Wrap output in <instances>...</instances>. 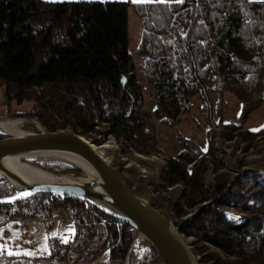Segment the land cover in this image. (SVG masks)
Returning a JSON list of instances; mask_svg holds the SVG:
<instances>
[{"label": "trees", "instance_id": "obj_1", "mask_svg": "<svg viewBox=\"0 0 264 264\" xmlns=\"http://www.w3.org/2000/svg\"><path fill=\"white\" fill-rule=\"evenodd\" d=\"M130 10L145 26L136 49L145 60L142 77L129 50ZM145 82L154 85L153 100L144 99ZM228 96L240 103L236 122L243 131L237 134L263 156L264 123L256 130L244 125L264 106V0H0V103L32 104L6 117L32 118L50 131L70 129L86 139L112 134L145 154L159 151L157 126L172 127L178 151L168 156L161 184H182L184 197L172 203L167 218L196 239L192 250L204 263L264 264V157L239 160L236 176L219 172L217 162L215 181L205 186L213 139L201 147L180 127L197 97L206 124L223 125V138L232 140L237 127L224 120ZM35 162L84 177L68 165ZM14 196L0 177V214L10 220L45 222L54 209L69 212L72 239H55L50 259H95L105 250L119 264L161 263L147 242L133 244L137 234L129 225L90 203L51 193L8 202ZM231 215H245L243 225H231ZM8 259L0 255V264ZM7 264L32 263L22 256Z\"/></svg>", "mask_w": 264, "mask_h": 264}, {"label": "rangeland", "instance_id": "obj_2", "mask_svg": "<svg viewBox=\"0 0 264 264\" xmlns=\"http://www.w3.org/2000/svg\"><path fill=\"white\" fill-rule=\"evenodd\" d=\"M64 1V0H62ZM75 1V0H69ZM80 1V0H79ZM148 2H154L157 0H147ZM135 61V57L133 56ZM146 84H149L146 82ZM151 85V89L154 90V85ZM214 95H212L213 98ZM230 97V98H229ZM228 103L224 108V120L225 121H233L235 126L237 127L236 133L233 136L232 140L227 141L223 138L222 134L226 128L223 125H219L214 123V125H207L201 116V108H200V100L198 98L192 99V108L191 112L186 115L182 123L180 124L183 132L195 139L201 147H205L207 142L212 141V156L209 154L206 155L207 160V170L204 173V185L210 186L215 181V176L218 173L216 171V164L220 165L219 172L232 173L234 176L238 175L241 171L238 161H248L252 159H257L260 157H264V142L260 143V149H262L263 156L256 153L253 145L250 144L248 140L243 138L240 133L237 134L238 131H243L241 129L242 126H239L238 122H236L237 114L240 110V103L234 99L232 96H228ZM31 103L24 101L22 104L18 105L15 102L9 104L0 103V118L2 120L8 119H21L22 124L20 126V130L24 131H37L39 125L35 123L37 120L30 121L27 117H6L8 114V110H16V111H27L31 108ZM6 117V118H5ZM0 119V121H2ZM39 122V121H38ZM214 122V121H213ZM211 122V123H213ZM264 123V106L258 108L251 116L248 118V121L245 123V127L256 130ZM40 124H42L40 122ZM262 124V125H261ZM26 125H31L35 130L26 129ZM43 125V124H42ZM44 128H46L43 125ZM47 129V128H46ZM48 130V129H47ZM63 131H71L70 129H62ZM56 130V131H62ZM50 131V130H49ZM157 138L159 141V151L153 154H145L136 152L132 149L129 144L123 139H117L114 135L110 134L106 137H102L100 134L96 136H91L87 140L93 145H102L105 141L112 139L116 142L117 152L115 155V159L117 161L116 166L118 168V173L123 176V172L126 169L127 161L123 158L133 159L135 155H142L146 158H150L152 156L161 158L165 161L164 169L166 168L167 158L170 154H175L178 151L176 137L174 133V129L167 125L159 124L157 126ZM207 141V142H206ZM26 163L37 166L39 168L38 163L35 161H40L41 158H27ZM46 160V159H45ZM258 160V159H257ZM48 161V160H47ZM54 162V161H49ZM61 164V163H60ZM144 165H147L144 163ZM147 167V166H146ZM253 168L254 165H244L243 170ZM44 169V168H42ZM163 169V170H164ZM46 171L51 172L50 170L45 169ZM78 170V169H77ZM162 170V171H163ZM81 172V171H80ZM53 173V172H52ZM82 173V172H81ZM56 174V173H54ZM83 174V173H82ZM231 174V175H232ZM84 175V174H83ZM75 178H84L82 176H72ZM161 174L158 177L156 175L150 181L136 184V180L128 181V185L135 192L136 195L144 197L147 199L154 207L158 209L160 213H162L165 217L171 214V205L176 201H182L184 197V189L182 184H175L168 188H162L161 184ZM124 178V177H123ZM86 203V202H85ZM194 212H190L187 216L182 217V220L187 219ZM244 217V216H243ZM74 232V226L72 218L68 211L63 209H54L51 217L45 222L40 218H30L25 221H14L8 219L4 214H0V255L3 257H9L18 259L20 257H25L32 264H119V262L114 261L109 258L107 251H101L99 248L98 257L95 259H89L87 257L81 258V254L73 255L74 258L70 263H67L65 260H58L56 257L50 259L48 255L50 254V244L55 239H60L63 243L71 241ZM183 235V234H182ZM184 236V235H183ZM137 238V237H136ZM186 239L187 237L184 236ZM190 242H192L191 249L194 247L196 243V239L193 237H189ZM141 242V241H140ZM209 250L212 252H216V249L213 247H209ZM193 252V250H192ZM194 254V252H193ZM206 254V253H204ZM198 259V264H210L211 262L204 263L203 255L196 256ZM8 259V260H9ZM8 260L4 263L7 264Z\"/></svg>", "mask_w": 264, "mask_h": 264}, {"label": "water", "instance_id": "obj_3", "mask_svg": "<svg viewBox=\"0 0 264 264\" xmlns=\"http://www.w3.org/2000/svg\"><path fill=\"white\" fill-rule=\"evenodd\" d=\"M35 123L39 127L33 132L19 129L18 134L12 135L0 131V177L6 179L15 192L14 198L8 202L37 193L75 197L129 225L137 234L133 244L147 242L159 255L160 264H198L191 250L192 242L187 241L173 222L147 199L136 195L93 143L73 131H49L40 122ZM66 156L81 159L96 177L89 176ZM12 157L45 158L78 169L84 178L50 172L57 178L50 182H32L16 170L11 160L8 161ZM25 192L30 194L21 195Z\"/></svg>", "mask_w": 264, "mask_h": 264}, {"label": "bare ground", "instance_id": "obj_4", "mask_svg": "<svg viewBox=\"0 0 264 264\" xmlns=\"http://www.w3.org/2000/svg\"><path fill=\"white\" fill-rule=\"evenodd\" d=\"M158 2V1H157ZM21 119H8L0 121V131L12 135L18 134L17 131L20 129L22 124ZM94 148L98 151V153L104 158V160L111 165L117 172L119 171L116 166V155L117 147L116 142L112 139L105 141L102 145H94ZM119 154V152H117ZM67 159L72 161L73 163L82 167L89 176L96 177V174L93 170L86 166V164L82 163L78 158L66 156ZM34 158V157H33ZM40 158V157H37ZM27 158H18L12 157L9 158L8 161L11 160L12 165L16 168L17 171L25 175L32 182H50L57 177L52 175V173L45 171V169L39 168L37 166L26 163ZM45 159V158H41ZM126 169L123 172L124 179L128 182L134 181L137 179L136 184L144 183L150 181L153 177L162 173L164 169L165 161L158 157H150L146 158L142 155H135L133 159H126ZM146 163L147 165H144ZM147 166V167H146ZM245 219L240 215H231L229 216V222L231 225L239 227L243 225ZM190 242V239H186ZM192 250V249H191Z\"/></svg>", "mask_w": 264, "mask_h": 264}, {"label": "crops", "instance_id": "obj_5", "mask_svg": "<svg viewBox=\"0 0 264 264\" xmlns=\"http://www.w3.org/2000/svg\"><path fill=\"white\" fill-rule=\"evenodd\" d=\"M62 1V0H57V2ZM64 1H69V0H64ZM79 1V0H75ZM80 1H85V0H80ZM93 1H130L133 2V0H93ZM158 1V0H157ZM180 0H163V2H178ZM148 2V1H147ZM128 29H129V50L130 52L134 55L135 57V62L137 65V73L139 76H143V64L145 60L142 58L138 57L136 55V49L137 46L140 42L141 34L145 30L144 22L137 17L135 12L133 10L129 11V16H128Z\"/></svg>", "mask_w": 264, "mask_h": 264}, {"label": "built area", "instance_id": "obj_6", "mask_svg": "<svg viewBox=\"0 0 264 264\" xmlns=\"http://www.w3.org/2000/svg\"><path fill=\"white\" fill-rule=\"evenodd\" d=\"M151 83L149 84H146V82L143 84V87H142V91L144 93V99L146 101H150V100H153L154 99V90L151 89ZM114 98H117V96L115 95ZM233 173V172H232Z\"/></svg>", "mask_w": 264, "mask_h": 264}, {"label": "snow or ice", "instance_id": "obj_7", "mask_svg": "<svg viewBox=\"0 0 264 264\" xmlns=\"http://www.w3.org/2000/svg\"><path fill=\"white\" fill-rule=\"evenodd\" d=\"M49 2H57V0H49ZM133 2L134 3H140V2H147V0H133ZM158 2H163V0H158ZM30 193H27V192H25V193H22L21 195H23V196H27V195H29ZM66 242V241H65Z\"/></svg>", "mask_w": 264, "mask_h": 264}]
</instances>
